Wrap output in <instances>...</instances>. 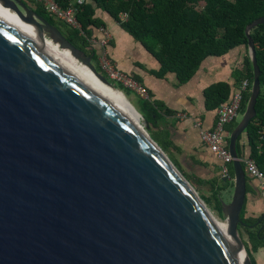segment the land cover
<instances>
[{"label": "water", "instance_id": "obj_1", "mask_svg": "<svg viewBox=\"0 0 264 264\" xmlns=\"http://www.w3.org/2000/svg\"><path fill=\"white\" fill-rule=\"evenodd\" d=\"M0 9V264H252L239 231L248 174L237 145L257 116L261 71L251 32L264 17L246 29L254 81L229 139L234 190L222 205L223 235L146 130L71 75L46 44L70 51L112 88L92 58L22 0H0Z\"/></svg>", "mask_w": 264, "mask_h": 264}, {"label": "trees", "instance_id": "obj_2", "mask_svg": "<svg viewBox=\"0 0 264 264\" xmlns=\"http://www.w3.org/2000/svg\"><path fill=\"white\" fill-rule=\"evenodd\" d=\"M23 1L50 25L56 27L72 46L83 52L86 57L92 58L96 71L114 90L122 92L126 99L133 98L131 105L147 124L148 135L181 172L182 166L176 156H181L182 152L175 146L164 123V117H173V113L165 111L163 106L153 102L150 94L148 100L141 99L111 81L102 72L98 62L99 52H96L91 44L92 29L104 27L102 21L95 17V8L110 15L126 32L155 54L161 66L159 76L175 74L181 84L189 82L207 58L223 56L238 47H244L247 56L241 71L236 72L237 84L241 85L244 81L249 83L240 111L244 114L254 81L246 29L255 20L264 17V0H87L85 5L78 7L76 14L80 30L73 29L48 15L34 0ZM57 1L65 8L70 4L69 0ZM123 13L128 14L126 22L119 19ZM251 37L261 71V92L256 104L257 116L246 131L251 150L247 159L254 161L264 173V24L253 29ZM237 89L238 87L235 90ZM232 94V87L227 83L212 85L205 92L207 110H217L220 105L230 100ZM235 127L236 123L228 125L226 131H233ZM240 140L241 137L238 140L237 152L239 158L245 160L239 150ZM229 176L230 179L225 182L222 178L205 181L198 178L197 174L184 175L196 186L210 188L211 197L203 196L201 199L208 208L216 211L222 220H225L222 196L224 192L233 189L232 166L229 167ZM260 220L246 219L244 210L241 214L243 225L239 227V231L249 240L245 246L252 264H258L256 255L264 251V221L259 224Z\"/></svg>", "mask_w": 264, "mask_h": 264}, {"label": "crops", "instance_id": "obj_3", "mask_svg": "<svg viewBox=\"0 0 264 264\" xmlns=\"http://www.w3.org/2000/svg\"><path fill=\"white\" fill-rule=\"evenodd\" d=\"M95 17L102 21L104 27L112 35L108 50L109 57L117 70L145 87L153 102L163 106L165 111L173 113V117H164V123L175 146L181 150L186 161L204 174L203 180L221 179L220 162L201 141V133L211 131L217 121V110L208 111L206 108L205 92L214 84L227 83L232 87L234 94L236 87L240 85L237 84L236 72L241 71L247 50L244 47H238L223 56L207 58L194 77L189 82L181 84L175 74L159 76L158 71L161 66L155 54L126 32L110 15L95 8ZM102 39L100 29H92L91 41L96 42L93 45L96 52L101 50L99 43ZM242 116L243 114L240 113L232 124L236 123L237 126ZM233 131L226 132L228 149L230 135ZM249 145L248 136L245 133L239 142V150L245 160L251 154ZM248 180L244 206L245 218L259 220L264 217L261 183L249 175ZM232 190H234V183ZM261 257L262 264H264V251L256 255L258 264H261L259 262Z\"/></svg>", "mask_w": 264, "mask_h": 264}, {"label": "built area", "instance_id": "obj_4", "mask_svg": "<svg viewBox=\"0 0 264 264\" xmlns=\"http://www.w3.org/2000/svg\"><path fill=\"white\" fill-rule=\"evenodd\" d=\"M48 15L56 20L70 26L73 29L80 30L76 14L78 7L85 5L87 0H69L70 4L67 8L63 7L57 0H34ZM121 22L128 20V14L123 13L119 16ZM103 39L99 43L101 48L98 55V62L102 72L113 82L123 86L125 89L132 92L135 96L148 100L149 92L141 84H138L126 74L117 70L113 61L109 57L108 47L112 40L111 33L105 28H99ZM91 44H96L91 41ZM249 83L244 81L238 89L234 92L230 100L217 109V121L211 131H204L201 133L202 143L209 149V151L218 159L221 164V178L229 180V167L233 164L234 160L226 145V128L234 122L240 115L243 103L244 93L248 90ZM181 117V116H179ZM264 141V138H262ZM244 165L248 175L261 183V194L264 198V173H262L256 163L252 160H244Z\"/></svg>", "mask_w": 264, "mask_h": 264}, {"label": "bare ground", "instance_id": "obj_5", "mask_svg": "<svg viewBox=\"0 0 264 264\" xmlns=\"http://www.w3.org/2000/svg\"><path fill=\"white\" fill-rule=\"evenodd\" d=\"M7 13L6 11H3L0 9V13ZM7 19H9L11 22L16 20L15 14H6ZM22 29L26 30L27 32L31 34H36V30L32 27L26 26L24 24H21ZM37 35V34H36ZM35 35V36H36ZM46 51L53 56L57 60V62L63 66L71 75H73L75 78H77L80 82H82L84 85H86L88 88L93 90L96 94L101 96L106 102H108L110 105H112L114 108H116L120 113H122L126 119L138 130L141 131V125H140V117L138 116L137 112H135L132 107L130 106V102L126 99V97L120 93L119 91H116L109 86L103 84L91 71L89 68L81 64L74 56L73 54L68 50H62L59 46L47 43L46 44ZM213 222L217 226V228L220 230V232L223 235H227V230L223 229L221 227L220 222L212 215L210 212ZM244 256V255H243ZM245 258L241 261V264H244Z\"/></svg>", "mask_w": 264, "mask_h": 264}, {"label": "rangeland", "instance_id": "obj_6", "mask_svg": "<svg viewBox=\"0 0 264 264\" xmlns=\"http://www.w3.org/2000/svg\"><path fill=\"white\" fill-rule=\"evenodd\" d=\"M94 66V65H93ZM124 95V94H123ZM129 102H130V106L132 107V109L135 111V109L133 108V106L131 105V102L133 103L134 101H133V98L131 97V98H129V99H127ZM136 112V111H135ZM140 125H141V130H142V128L143 129H145L146 130V128H145V126H144V122H143V120H142V118L140 119ZM146 132H147V130H146ZM167 155V154H166ZM168 156V155H167ZM169 157V156H168ZM177 157V160H178V162H180V164H181V166H182V174L183 175H189V176H192L194 173L195 174H197L198 175V178H201V179H204L205 178V176H203L204 174H202V173H200L197 169H195L194 167H193V165H191L190 164V162H187L186 161V157L184 156V155H178V156H176ZM170 158V157H169ZM190 184L192 185V187L195 189V191L197 192V194L199 195V197L200 198H202L203 196L204 197H206V198H210L211 197V193H210V188L209 187H207V186H204V187H199V186H196L193 182H190ZM232 195H233V190H230L229 192H224V194H223V196H222V198H223V201H222V205H223V203L225 204V205H229L230 204V202H231V199H232ZM209 210H210V212L212 213V215L220 222V224H221V227L223 228V229H225V230H227V228H226V223H225V220H222L221 219V217H220V215L216 212V211H214V210H212V209H210L209 208ZM259 262H261V264H262V262H263V260H262V257L261 258H259Z\"/></svg>", "mask_w": 264, "mask_h": 264}]
</instances>
